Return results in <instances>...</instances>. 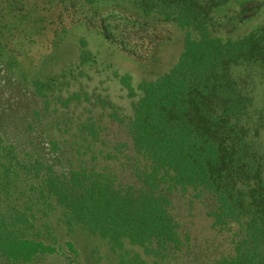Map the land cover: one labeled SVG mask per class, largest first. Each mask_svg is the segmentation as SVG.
<instances>
[{
    "label": "trees",
    "instance_id": "obj_1",
    "mask_svg": "<svg viewBox=\"0 0 264 264\" xmlns=\"http://www.w3.org/2000/svg\"><path fill=\"white\" fill-rule=\"evenodd\" d=\"M83 1L174 25L185 32L183 51L140 83L124 118L104 101L86 106V94L53 98L52 79L0 72V257L28 263L52 253L23 231L54 203L68 225L112 251L127 243L184 264L177 255L189 248L186 264H264V140L253 97L233 72L264 63V35L232 40L210 30L212 14L247 0ZM194 206L204 226L193 235Z\"/></svg>",
    "mask_w": 264,
    "mask_h": 264
},
{
    "label": "rangeland",
    "instance_id": "obj_2",
    "mask_svg": "<svg viewBox=\"0 0 264 264\" xmlns=\"http://www.w3.org/2000/svg\"><path fill=\"white\" fill-rule=\"evenodd\" d=\"M210 30L214 36L232 40L250 32L264 35V0H247L243 8L231 4L219 9L212 14ZM184 38L185 32L176 26L117 3L0 0L1 73L11 74L17 82L20 77L52 79L49 94L53 98L86 94V106L104 101L105 109L109 104L123 118L131 115L132 105L140 97V83L157 79L178 61ZM233 72L253 97L252 112H259L254 119L260 120L257 129L264 140V63L240 66ZM108 114L103 123L109 122ZM95 115L93 111L90 116ZM203 212L198 206L186 212L193 235L204 226ZM23 235L51 246L53 252L28 263L0 257V264H172L127 243L112 251L107 241L68 225L54 203L35 213L32 227L25 228ZM188 250L177 255L184 264L193 256Z\"/></svg>",
    "mask_w": 264,
    "mask_h": 264
}]
</instances>
